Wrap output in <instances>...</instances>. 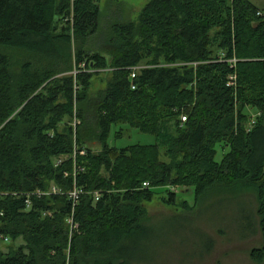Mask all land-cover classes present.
Instances as JSON below:
<instances>
[{
	"label": "trees",
	"instance_id": "trees-1",
	"mask_svg": "<svg viewBox=\"0 0 264 264\" xmlns=\"http://www.w3.org/2000/svg\"><path fill=\"white\" fill-rule=\"evenodd\" d=\"M99 3L0 0V49L51 65L39 72L27 64L18 77L0 52V127L49 79L63 70L77 75L51 84L50 93L38 94L0 131V236L26 243L0 252V264H132L134 250L143 264L149 231L141 205L152 201V187L179 185L206 196L235 184L257 198L263 248L252 256L264 261V8L250 0H152L136 23L116 18L99 52L80 50L75 64L74 41L99 32ZM161 61L196 67H159ZM141 65L152 67L131 80ZM108 68L113 78L93 101L92 80ZM74 83L82 121L76 184L65 176L73 161L57 167L52 160L74 154V129L59 131L73 117ZM248 108L260 114L251 129ZM117 124L151 132L157 142L111 147ZM94 144L103 152L96 154ZM223 148L230 151L217 162ZM75 186L84 191L76 207L67 196ZM52 187L63 193L34 196Z\"/></svg>",
	"mask_w": 264,
	"mask_h": 264
},
{
	"label": "rangeland",
	"instance_id": "rangeland-1",
	"mask_svg": "<svg viewBox=\"0 0 264 264\" xmlns=\"http://www.w3.org/2000/svg\"><path fill=\"white\" fill-rule=\"evenodd\" d=\"M151 1L100 0L99 32L79 43L74 41L73 62L76 64V54L80 50L85 53L99 52L100 40L108 32L109 27L115 24L116 18L122 21L123 24L129 23V21L136 23L143 9ZM250 2L260 9L264 8V0H250ZM0 52L9 55L12 64L11 71L18 77L23 66L27 64H33L36 71L39 70V72H44L47 65L48 67L50 65L37 61L35 56L26 52L15 53L14 51H3V49H0ZM222 55L224 57V54ZM158 66L166 68L196 67L195 65L182 63L166 65L163 61ZM139 67L141 73L144 69L152 66L141 65ZM113 72L112 68H108L102 73H97L98 75L93 78L89 91L91 100L99 99L102 92L107 89L113 78ZM57 75L49 79L34 95L29 97L27 102L1 125L0 131L10 121L15 120L24 111L26 105L38 94H42V92L50 93L52 91H49L51 84H56L57 81L61 82L72 76L76 80L77 77L75 70H63ZM60 84L58 82V85ZM74 86L73 117L72 119L65 118L59 127V131H63V128L66 127L74 129V154L62 155L52 160L57 167H62L63 164L73 161L72 173H65V176L71 177L72 175V179L74 178L76 184V178L79 176L81 168L78 166L77 157L79 154L75 146L78 138L77 130L82 125V121L79 117L78 106L80 88L76 87V83H74ZM59 102L63 103L64 100L61 98ZM246 114L250 119L247 126L251 129L255 125L253 122L260 114L251 108L247 109ZM184 116V114H181L180 119ZM250 121L252 122L251 125H249ZM119 133L121 134L118 135ZM156 142L155 136L151 132L144 133L128 124H117L112 127L108 144L114 148L125 149L137 145L151 146L155 145ZM91 148L96 154L103 152V148L98 144L92 145ZM164 151L163 149L160 151L162 156H164ZM229 151V148L219 150L216 161L221 162ZM162 159L160 158V160ZM103 175L108 176L105 171H103ZM152 190L154 193L152 201L144 202L141 205V210L146 215V222L144 221V223L148 225L149 231L148 240L145 241L144 246L145 254L140 258L144 262L143 264H264V261L257 262L252 256L254 250L259 251L263 248V235L260 230L257 198L254 193L247 191L248 188L245 186L242 187L238 184L228 187L217 186L214 191L209 192L206 196H199L197 190L179 185L153 187ZM100 193H95V203L98 202L97 194ZM170 195L176 197L173 204L170 202L172 201ZM25 246L26 243L23 239H19L14 244L6 243L0 239V252L6 255L10 253L11 247L18 250ZM128 246L130 245H125V247ZM26 253L29 252L26 251ZM133 255L129 261L136 264V250H134Z\"/></svg>",
	"mask_w": 264,
	"mask_h": 264
},
{
	"label": "built area",
	"instance_id": "built-area-1",
	"mask_svg": "<svg viewBox=\"0 0 264 264\" xmlns=\"http://www.w3.org/2000/svg\"><path fill=\"white\" fill-rule=\"evenodd\" d=\"M141 68L140 67H136V68H132L131 70V79L134 80L137 78V76L140 73ZM235 78H232L231 80L233 81ZM133 90H135L136 88L133 86L132 87ZM187 122V117H183L182 118V123L185 124ZM255 124V122H253ZM81 155H85L84 152L81 153ZM148 184H145V187H148ZM62 192L61 189H58L57 187H52L49 191H38L34 194V196L38 197V198H42V197H46V196H52V195H60ZM83 194V190L82 189H78L77 187H75L71 192L67 193V196L69 197V199L73 202L74 207H76V205H78L79 199L81 197V195ZM100 194H97V201L100 200ZM26 206L27 209L30 210L32 207V201L31 198L28 197V199L26 200ZM47 215V214H46ZM50 215V214H48ZM2 216V215H1ZM75 216L72 215L70 216V218L68 219V223L70 225L71 231L73 232L75 229L78 228V226L75 224ZM1 240H4L6 243L10 242L8 238L4 237V236H0Z\"/></svg>",
	"mask_w": 264,
	"mask_h": 264
},
{
	"label": "bare ground",
	"instance_id": "bare-ground-1",
	"mask_svg": "<svg viewBox=\"0 0 264 264\" xmlns=\"http://www.w3.org/2000/svg\"><path fill=\"white\" fill-rule=\"evenodd\" d=\"M75 7V6H74ZM83 17V16H82ZM58 76V75H57ZM52 79V78H51ZM49 81V80H48ZM49 98V96H48ZM52 99V98H51ZM70 132V131H69ZM71 174V173H70ZM162 175V174H161ZM180 175V174H179ZM186 176V175H185ZM242 177V176H241ZM195 180V179H194ZM199 181V180H198ZM228 182V181H227ZM230 183V182H229ZM70 187V186H69ZM153 188V187H152ZM40 190V189H39ZM203 192V191H202ZM145 217V216H144Z\"/></svg>",
	"mask_w": 264,
	"mask_h": 264
}]
</instances>
